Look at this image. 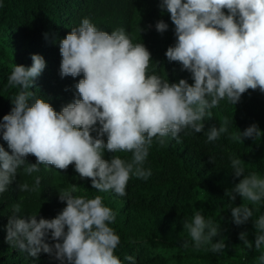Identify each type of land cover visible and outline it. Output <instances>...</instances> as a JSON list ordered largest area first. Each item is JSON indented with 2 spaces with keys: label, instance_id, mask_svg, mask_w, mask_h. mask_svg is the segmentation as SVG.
I'll use <instances>...</instances> for the list:
<instances>
[{
  "label": "clouds",
  "instance_id": "clouds-1",
  "mask_svg": "<svg viewBox=\"0 0 264 264\" xmlns=\"http://www.w3.org/2000/svg\"><path fill=\"white\" fill-rule=\"evenodd\" d=\"M159 7L170 13L175 25L176 41L165 53L167 60L178 62L194 83L186 79L170 83L155 74L159 62L153 64L146 46L133 43L123 27L109 34L83 18L59 41L61 77L83 73L76 84L80 98L57 112L29 91L46 66L39 54L31 56L30 67L15 65L8 77L7 86L20 91L10 113L0 120V135L11 150L0 145V194L8 191L20 169L31 175L41 165L66 170L74 164L79 177L90 179L93 189L124 197L132 177L146 181L152 175L144 164L154 141L161 147L168 146L170 139L180 143L182 132H205V118H212L211 109L222 100L236 105L249 89L264 93V0H161ZM168 27L163 20L155 24L161 34ZM229 124L225 117L219 127L208 128L206 142L228 133ZM262 136L264 132L253 123L230 138L243 143L244 138ZM105 152L112 154L109 159ZM121 152L131 153V159L116 155ZM29 155L36 157V163L27 162ZM209 159L214 163V157ZM230 160L234 176L243 178L225 195L231 201L238 195L251 205L264 203V178L256 172L245 175L241 158ZM40 185L37 176L33 185L22 183L18 188L38 192ZM76 191L75 185L58 191L66 206L52 219L20 216L21 204H14L6 242L30 257L46 253L59 264H122L115 255L121 237L110 227L117 213L105 205L103 196H76ZM230 209L235 225L252 221L255 250L261 253L257 264H264V215L253 219L254 209L244 203ZM183 229L194 249L225 252L226 238L215 239L221 237V225L206 219L202 210L190 221L185 219ZM49 233L53 244L45 242ZM246 236L241 232L239 239L252 249ZM181 246L188 248L189 241ZM125 259L136 264L132 256Z\"/></svg>",
  "mask_w": 264,
  "mask_h": 264
},
{
  "label": "trees",
  "instance_id": "trees-1",
  "mask_svg": "<svg viewBox=\"0 0 264 264\" xmlns=\"http://www.w3.org/2000/svg\"><path fill=\"white\" fill-rule=\"evenodd\" d=\"M161 0H0V120L10 113L12 100L20 91L18 87L7 86V80L15 65L30 67L33 54L45 60V69L29 89L36 97L44 98L55 111L80 98L76 84L83 79V73L73 78L60 75L61 54L59 41L78 27L83 18H90L98 29L111 34L123 27L132 37L133 43H143L150 51L153 64L159 62L155 74L178 83L186 79L194 83L188 71H182L178 62H169L165 55L169 46L176 41L175 25L170 13L162 12ZM227 14V10H224ZM163 20L169 25L164 33L156 31L155 24ZM139 27L144 29L140 33ZM212 118H205V132L181 133L180 143L170 139L168 146L161 147L155 141L144 164L152 175L148 180L132 177L127 185V195L117 196L114 192L100 193L92 188L91 180L81 179L74 164L66 170L40 166V171L28 175L22 169L8 191L0 194V264H59V261L41 252L38 258L27 252L11 248L6 242V225L12 214V207L21 204L20 216L35 214L52 219L66 206L58 198L60 189L77 186L76 196L104 197V203L117 213L111 224L121 237L117 255L122 264H131L126 256H132L136 264H257L261 254L255 250V229L252 221L237 226L231 218V207L241 203L254 209L253 219L264 215V203L251 205L237 195L231 201L226 190H230L243 177L232 173V157L241 158L245 164V175L256 172L264 178V136L253 140L244 138L243 143L233 141L230 136L243 132L255 123L264 132V93L249 89L241 100L232 105L222 100L220 106L211 109ZM225 117L229 118V131L214 142H206V131L219 127ZM93 135H95L93 133ZM106 140V138H105ZM0 145L11 152L0 135ZM105 152V159L111 157ZM124 159H131V153H116ZM215 158L214 163L209 157ZM28 163H36V157L29 155ZM41 178L40 191L21 192L18 184L35 182ZM197 210H202L206 219L221 225V237L225 239V252L212 253L192 247L187 231L183 229L185 219L191 220ZM223 218V219H222ZM241 232L252 249L239 239ZM189 241V247L181 246ZM55 243L51 234L46 238ZM215 242V240H214ZM264 250V249H262Z\"/></svg>",
  "mask_w": 264,
  "mask_h": 264
}]
</instances>
